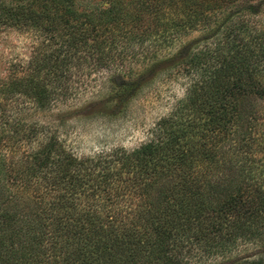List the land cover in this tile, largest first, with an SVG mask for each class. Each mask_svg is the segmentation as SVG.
<instances>
[{
  "label": "trees",
  "instance_id": "obj_1",
  "mask_svg": "<svg viewBox=\"0 0 264 264\" xmlns=\"http://www.w3.org/2000/svg\"><path fill=\"white\" fill-rule=\"evenodd\" d=\"M48 1L0 0V20L38 23ZM227 1L206 0V16L210 13L213 22L224 12L226 16L206 47L182 58L184 95L156 122L148 141L131 150L114 148L80 157L60 148L63 143L52 135L49 145L35 151L19 152L21 147L12 141L0 148V264H187L181 247L191 239L199 257L193 264H206L201 263L204 239L215 228L230 226L234 235L211 247L208 264H264V143L250 139L255 133L248 119L264 102V73L258 70L264 67V20L259 19L263 2L226 11L219 5ZM60 2L71 17H78L69 9L70 0ZM129 3L141 8L135 14L143 21L148 0ZM186 3L194 4L191 11L201 7L198 0ZM161 11L153 12L154 32L146 34L163 41L176 18ZM88 22L86 17L81 25ZM141 87L139 79L119 78L114 93L126 103ZM65 91L41 87L30 98L44 110L65 97ZM17 102L15 108L21 104ZM196 131L206 134V159L214 168L212 178H206V204L214 208L206 233L192 228L184 217L187 202L178 200L179 191L185 198L192 192L162 178L173 156L168 152ZM235 141L232 152L223 150ZM58 147L60 169L55 170L49 160ZM257 147L263 149L258 161L241 158ZM238 244H249L244 252L250 249V254L230 255Z\"/></svg>",
  "mask_w": 264,
  "mask_h": 264
},
{
  "label": "rangeland",
  "instance_id": "obj_2",
  "mask_svg": "<svg viewBox=\"0 0 264 264\" xmlns=\"http://www.w3.org/2000/svg\"><path fill=\"white\" fill-rule=\"evenodd\" d=\"M70 1L69 9L77 12L76 19L68 14L60 0H50L46 12H40L38 23L28 21L21 25L0 20L1 149L12 141L21 147L19 152L35 151L49 145L48 138L52 135L58 143H63L60 148L80 157L114 148L131 150L148 141L156 122L184 95L186 78L182 76V58L190 51L206 47L212 34H218L216 29L220 30L222 18L226 16L224 12L220 20L213 22L215 18L210 13L206 16V0H198L201 7H194L193 11L189 6L194 4H187L186 0H171L168 4L167 0H148L143 21L138 19L139 12L135 14L141 8L129 3L130 0ZM261 1L259 19L264 20V0H228L219 7L235 11L244 4ZM157 8L164 11H155ZM160 11L176 18L175 26L164 31L163 41L153 36L148 38L155 26L151 16ZM86 17L91 22L81 25ZM254 18H250L247 27ZM134 20H138L137 23H133ZM206 38L209 39L206 41ZM155 41L157 44L151 45ZM258 68L264 73V67ZM119 78L139 79L142 84L126 103H123L124 97L114 93ZM41 87L47 91L52 89L54 93L67 90L66 96L58 97L48 108L39 110L30 96ZM11 89L18 92L12 93ZM17 101L21 103L17 105L19 109L14 107ZM261 106L263 108L253 110L248 119L255 133L250 139L262 144L264 102ZM14 109L20 115L13 113ZM33 123L37 125L29 126ZM236 145V141L228 142L223 150L230 148L232 152ZM208 148L206 134L200 131L181 138L168 152L173 156L165 163L167 173L162 177L165 182L180 184L192 192L185 198L179 191L178 200L187 202L188 214L184 217L192 228L205 233L206 228L210 229L209 213L214 209L210 210L206 204V178L211 179L214 170L206 159ZM262 150L261 147L251 148L241 158L258 161ZM60 152L58 147L57 152L50 153L51 169H60L57 163ZM216 230L204 239L201 263L208 264L212 259L208 252L212 246L234 235L233 226ZM193 242L191 239L181 247H184L187 264L199 260L194 249L198 245ZM247 248H251L249 244H238L230 255L250 254V249L244 252Z\"/></svg>",
  "mask_w": 264,
  "mask_h": 264
}]
</instances>
